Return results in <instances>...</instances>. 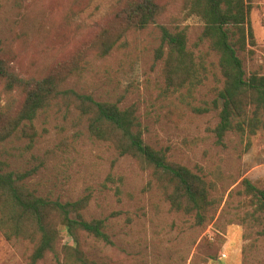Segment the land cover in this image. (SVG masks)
I'll use <instances>...</instances> for the list:
<instances>
[{
	"label": "rangeland",
	"instance_id": "374dc122",
	"mask_svg": "<svg viewBox=\"0 0 264 264\" xmlns=\"http://www.w3.org/2000/svg\"><path fill=\"white\" fill-rule=\"evenodd\" d=\"M118 0H0V54L22 77H39L58 63H70L92 40ZM166 7L158 22L129 33L106 58L92 59L69 86L97 99L137 105L145 126L144 139L169 157L208 174L219 169L213 218L203 226L175 212L149 172L110 143L90 135L86 118L75 108L53 103L35 120L34 141L23 132L0 147V159L13 170L37 171L30 177L42 194L77 200L92 197L86 219L103 218L113 243L86 237L85 249L97 260L119 264H264V237L257 238L242 224L247 199L242 180L264 187V130L253 136L229 133L217 143L211 128L215 112L197 114L183 105L184 114L169 115L163 63L156 59L160 26L187 27L190 43L199 39L204 22L188 16L185 0H160ZM255 45L241 54L248 71L264 73V0H253ZM205 49L202 46V49ZM213 76L200 87L194 105L212 99ZM2 84L0 85V92ZM169 115V116H168ZM207 174V175H208ZM212 179V175H208ZM236 181V182H235ZM64 233V243H73ZM250 236V237H249ZM32 246L7 240L0 231V264H30ZM36 264H57L52 253Z\"/></svg>",
	"mask_w": 264,
	"mask_h": 264
},
{
	"label": "trees",
	"instance_id": "16d2710c",
	"mask_svg": "<svg viewBox=\"0 0 264 264\" xmlns=\"http://www.w3.org/2000/svg\"><path fill=\"white\" fill-rule=\"evenodd\" d=\"M185 8L188 16L204 22L199 39L191 44L187 27L161 25L156 48V59L163 63L161 91L170 103L169 115L183 116V105L197 114L215 112L219 120L210 130L221 145L231 132L240 137L256 135L264 130V73L248 71L241 56L252 54L249 46L256 43L253 0H185ZM165 9L160 0H118L76 58L58 63L39 77H22L0 54V147L19 132L34 141L39 134L35 120L53 103L73 107L86 118L91 136L132 157L149 172L148 185L161 192L173 211L203 226L223 201L214 197L222 172L217 169L208 174L203 167L190 168L172 160L167 149L147 143L137 105L124 107L69 86L70 78L81 74L93 58L108 57L129 33L157 23ZM210 76L215 79L214 97L194 105L192 100ZM36 171L13 170L0 159V231L5 238L31 244L30 264L50 253L57 264H119L92 258L85 249L87 236L113 243L105 219L88 220L84 215L91 191L73 201L42 194L30 181ZM241 193L247 199L242 224L247 232L251 230L250 236L264 237V187L244 178ZM63 230L73 243H64Z\"/></svg>",
	"mask_w": 264,
	"mask_h": 264
}]
</instances>
